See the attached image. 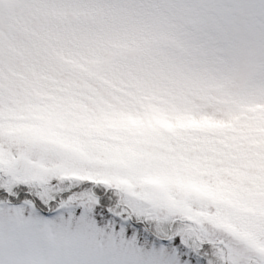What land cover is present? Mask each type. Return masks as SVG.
<instances>
[{
	"label": "trees",
	"instance_id": "trees-1",
	"mask_svg": "<svg viewBox=\"0 0 264 264\" xmlns=\"http://www.w3.org/2000/svg\"><path fill=\"white\" fill-rule=\"evenodd\" d=\"M22 5L41 21L35 26L15 14L4 19L10 30L26 32L31 40L10 46L13 59L25 52L26 74L14 61L13 67L0 63V90L2 77H9L23 91L17 98L3 93L0 128H33L47 151L66 149L89 162L117 160L124 175L133 173V162L155 158L217 175L240 172L245 178L251 177L250 169L264 167V76L247 79L240 89L226 88L232 58L219 48L211 29L202 30L191 0H23ZM34 35L41 46L34 44ZM18 101L30 116L19 112ZM90 170L92 176H69L68 188L89 197L96 193L130 220L149 219L155 226L163 221L136 199L132 183V192L124 193L116 186L125 179L112 175L115 186L111 175L98 177L95 166ZM255 179L264 186V173ZM17 180L0 181V202L7 192L23 205L24 198H41L34 183ZM236 205L220 216L241 232L264 230V206ZM57 207L40 214L51 217ZM185 219H173L170 233L182 227L200 236ZM209 243L200 244L207 245L214 262L230 264L224 247ZM181 244L197 264H206L203 256L196 257L197 241Z\"/></svg>",
	"mask_w": 264,
	"mask_h": 264
},
{
	"label": "rangeland",
	"instance_id": "rangeland-1",
	"mask_svg": "<svg viewBox=\"0 0 264 264\" xmlns=\"http://www.w3.org/2000/svg\"><path fill=\"white\" fill-rule=\"evenodd\" d=\"M191 1L192 11L203 23L202 30L211 29L219 48L232 58L231 76L226 88L240 89L247 79L263 77L264 0ZM22 2L0 0V63L13 67L14 61L17 71L26 74L28 71L22 58L25 52L13 59L10 46L14 42L16 47L30 42V36L26 32L10 30L6 23L14 14L35 26L41 18L32 16L35 13L25 9ZM32 40L36 47L37 44L41 46L38 35L32 36ZM55 74L66 77L63 73ZM2 80L0 112L6 109L3 93L17 98L23 92L14 78L2 77ZM21 104V101L16 104L19 112L30 116ZM66 128L69 129L68 126ZM46 149L40 132L33 128L22 127L14 131L0 128V181L27 180L30 186L34 183L36 191H42L40 199L24 198L27 201L25 205L16 203V194L12 199L7 192L2 199L4 202H0V223L23 222L37 227L38 242L27 254L37 264H197L193 254L188 256L184 253L181 244L184 239H194L198 244H211L209 242L212 241L224 247L230 264H264L263 227L241 232L231 220L220 216V213L234 211L238 208L236 204L241 202L254 208L264 206L263 182L255 179V175L264 173V167L250 169L251 177L245 178L240 172L217 175L190 164L184 167L175 165L172 159L155 158L133 162V173L124 175L117 160L100 162L96 157L89 162L86 155L74 158L66 149H62L60 154ZM90 166L98 169L95 170L98 177L111 175L112 185L117 183L112 175L125 179L115 185L124 193H131L134 186L136 199L163 220L159 226L149 219H143V222L138 218L130 220L129 214L120 213L96 193L89 197L81 189H69V176H75L76 172L92 176V173H87L88 169L92 170ZM147 171L151 172L149 176L145 175ZM228 184L230 188L224 190ZM63 195L65 199L60 198ZM173 199H176L175 203ZM116 200H112L115 205L118 203ZM55 203L58 207L51 217L40 214L42 209L46 211ZM81 217L87 221L86 229L76 238H69L67 230H75L82 223ZM182 217L194 225L200 236L194 237L182 227L173 235L170 233L175 226L173 219ZM200 245L196 257L203 256L206 264H216L214 261L217 260L207 245Z\"/></svg>",
	"mask_w": 264,
	"mask_h": 264
},
{
	"label": "snow or ice",
	"instance_id": "snow-or-ice-1",
	"mask_svg": "<svg viewBox=\"0 0 264 264\" xmlns=\"http://www.w3.org/2000/svg\"><path fill=\"white\" fill-rule=\"evenodd\" d=\"M81 221L75 230H67L69 238H76L86 229L87 221L83 217ZM37 242V227L34 224L13 221L0 223V264H37L27 255Z\"/></svg>",
	"mask_w": 264,
	"mask_h": 264
}]
</instances>
